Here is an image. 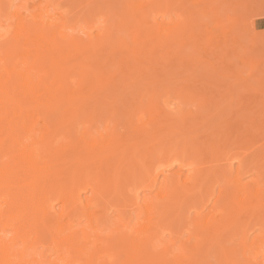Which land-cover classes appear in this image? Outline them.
<instances>
[{
	"label": "bare ground",
	"instance_id": "1",
	"mask_svg": "<svg viewBox=\"0 0 264 264\" xmlns=\"http://www.w3.org/2000/svg\"><path fill=\"white\" fill-rule=\"evenodd\" d=\"M138 1L118 40L100 7L85 41L0 10V264H264V76L228 64L234 27Z\"/></svg>",
	"mask_w": 264,
	"mask_h": 264
},
{
	"label": "rangeland",
	"instance_id": "2",
	"mask_svg": "<svg viewBox=\"0 0 264 264\" xmlns=\"http://www.w3.org/2000/svg\"><path fill=\"white\" fill-rule=\"evenodd\" d=\"M91 1V2H90ZM110 0H0V10H1V13H2V15H5V13L3 14V12L2 11H6V13L8 12V13H10V14H8V16H7V14H6V16L7 17H5V18H3L4 16H2V18H3V21L4 20H6V21H9V19H10V22H12L13 21V19H14V17H13V15L15 16V19H14V24L15 23H17V20H19V18L18 17H20V19L22 18V19H26V17H29L30 18V20H29V18H28V20H29V22H31V21H33L34 19H33V17L32 16H38L39 18L38 19H40V17H42V19L45 17V20H48V22H51V21H53L54 19H56V23H57V25H58V27H61V25L63 24V23H66V24H64V25H62V26H64V27H67V26H69L68 28H70L71 29V31H68V34H70L71 33V35L73 34L74 35V37H80V39H84V41H85V38H83L84 37V35H86V33H87V31H90L89 29H92L91 27H93L94 26V28L97 26H100V24H101V22H106V20H109V22L110 21H112L111 19H109L110 18V15H111V18H113V20L114 19H118L117 20V24L116 23H113V24H115V27L113 26V27H111L112 29H114V28H116V27H118L119 25H121V23H122V25L121 26H124L125 24L123 23V18H125V16L127 17L128 15V11H130V9H131V6H133L134 5V1L135 0H132V2H127L126 4H128V5H126V6H130V9L128 8V11H126L125 9H127V8H125L126 6L124 5V3H125V1H127V0H111L110 2L112 3H110L109 2ZM114 1V2H113ZM117 1V2H116ZM128 1H130V0H128ZM138 0H136V2H137ZM139 1H142V0H139ZM138 1V3L139 4H141L140 2ZM143 1H145V4H147L148 3V1H147V3H146V0H143ZM174 1V0H173ZM177 1V0H176ZM190 1V2H189ZM178 0V2H175V4H173L172 3V1L170 2V3H172V6H173V8L175 7L174 5H177V6H179L180 5V9H179V7H178V10L180 11H177V12H175V9H173V11L176 13V16H175V13H173V11H172V15L170 16H168L169 18H170V20H168L169 18H167V16H166V18H162L161 19V15L160 16H158L157 15V17H156V19H158L159 20V23H161V22H165V20L163 21V19H166L167 21H166V24H172L174 21H178V23L177 24H179V22H181V20H180V18L182 19L183 18V15H185L184 16V18H186L187 19V17H192V21H194V22H196L195 24H197V27L198 28H196L197 30H196V33H197V31L199 32L198 34H200V35H198L201 39L203 38V37H205V38H203V43L204 44H206L207 42H209L210 40V42H212V40H214V38H215V40L214 41H221L223 38H225L224 36H222L223 34H221L222 32L221 31H224V29H225V31H227V30H231L232 28H230V27H234L233 29H232V31L235 29V27H236V29L232 32L231 31V33L233 34V37H236V39H237V42L240 44H238L237 42L235 43V42H233V37H231L230 39V47H233V45H235L236 44V46L235 47H233V48H230L231 49V51H230V56H229V60H228V64H229V62H232L233 63V61L236 63V62H238V64H236V67L234 66V68H233V70L236 68V69H239V71H241L242 73H241V75L243 74V76H245V77H243V76H241V78L243 77V78H246L247 76V74H248V77H249V75H250V77L249 78H252V76H253V78L255 77V81H256V79H259V78H261L262 76H264V58L262 57L263 56V54H264V0H238L239 1V3L237 2V0H220V3H218L219 2V0L217 1V3H216V1L215 0H211V2H209V3H207V1L208 0H192V2H191V0ZM200 1V3H198ZM229 1H232V3H229ZM244 1H246L245 3H244ZM99 2V3H98ZM108 2H109V4H108ZM116 2V3H115ZM135 2V3H136ZM166 3V7H170L171 5H169L168 4V0H166L165 1ZM180 2V3H179ZM196 2V3H195ZM215 2V3H214ZM222 2H223V4H222ZM244 4H243V3ZM113 3H115V4H113ZM118 3V4H117ZM144 3V2H143ZM179 3V4H178ZM195 3V4H194ZM202 3V4H201ZM229 3V4H228ZM235 3H236V6H235ZM252 3V4H251ZM108 4V5H107ZM144 4V5H145ZM183 4H184V7H183ZM196 6H194V5ZM197 4H199V5H197ZM217 5V8H218V10H217V8H216V5ZM225 4V5H224ZM241 4H243V5H241ZM245 4H247L246 6H244ZM14 5H21L22 7H13ZM61 5V6H60ZM89 5V6H88ZM111 5V6H110ZM125 7H124V6ZM143 5V4H142ZM168 5V6H167ZM205 5V6H204ZM212 5H213V9L217 12H215L213 9H212ZM221 5H222V7H221ZM224 5V6H223ZM239 5V6H238ZM63 6V7H62ZM81 6H83V7H81ZM106 8H105V7ZM115 6V7H114ZM195 7V10H194V8L193 7ZM208 6V7H207ZM228 6V7H227ZM230 6V7H229ZM263 6V7H262ZM78 7V8H77ZM97 7H100V8H98V9H101V11H104V12H102V14H104V19H102V18H100V17H103V15H100V12L97 10ZM110 8L109 9V11H110V13H108V9L107 8ZM114 7V8H113ZM119 8V9H122V7L123 8H125L124 10L126 11V13L123 11V9L121 10V12L123 11L125 14H123V12H122V14L120 13V17L119 18H115L114 16L112 17V15H113V9H115V8ZM164 8H165V5L163 6ZM187 7V8H186ZM191 7V8H190ZM211 7V8H210ZM225 7H226V9L227 10H225ZM235 7V8H234ZM62 8V9H61ZM185 10H184V9ZM196 8H197V10H196ZM199 8L201 9V10H199ZM220 8V9H219ZM223 8V9H222ZM94 9V10H93ZM95 9H96V11H98L97 13L100 15V17H99V15H97L96 14V11H95ZM166 9V8H165ZM170 9H171V7H170ZM193 9V10H192ZM204 9H206V11H207V14L205 15V16H203L201 13H202V11L204 10ZM210 9H212L213 10V12L214 13H216V14H214L215 16L213 17L212 15V10H210ZM221 9H222V11H221ZM233 9V10H232ZM248 10V11H246V10ZM13 11L14 12V14H13V12L11 13V11ZM17 11V14L19 15H17V14H15V12ZM63 10V11H62ZM88 10V11H87ZM91 10V11H90ZM167 10H169V8H167ZM230 10V11H229ZM80 11V12H79ZM92 11H94V12H92ZM131 11H132V9H131ZM130 11V12H131ZM171 11V10H170ZM197 11H200V12H196ZM210 13H209V12ZM228 11V12H227ZM232 11V12H231ZM234 11V12H233ZM243 11V12H242ZM39 12H40V14H39ZM41 12H43L42 14H41ZM85 12V13H84ZM87 12H89V13H87ZM92 12V13H91ZM128 12V13H127ZM133 12V11H132ZM185 12V13H184ZM187 12V13H186ZM191 12V13H190ZM194 12V13H193ZM226 12H227V14H226ZM247 12V13H246ZM250 12V13H249ZM254 12V13H253ZM33 15H32V14ZM69 13V14H68ZM91 13V14H90ZM95 13V14H94ZM168 13V12H167ZM178 13V14H177ZM181 13H182V15H181ZM236 13H238V14H236ZM31 14V15H30ZM93 14V15H92ZM157 14V13H156ZM169 14V13H168ZM187 14H188V16H187ZM195 14V16H190V15H194ZM218 14V15H217ZM232 14V15H231ZM236 14V15H235ZM244 14V15H243ZM253 14V15H252ZM258 14V15H257ZM12 15V16H11ZM66 15V16H65ZM72 15H74V16H72ZM85 15V16H84ZM89 15V16H88ZM94 15L95 16H98V17H94ZM129 15L131 16V14L129 13ZM196 15H197V17H196ZM226 15H227V18H226ZM238 15H240L239 17H238ZM18 16V17H17ZM84 16V17H83ZM129 16V17H130ZM179 16H182V17H179ZM211 16V17H210ZM219 18H218V17ZM229 16V17H228ZM233 16V17H232ZM236 16V17H235ZM244 18H243V17ZM71 17V18H70ZM97 20L98 18H100V19H98V23H99V20H100V24L98 25L97 23V25L96 24H94L95 22H96V20H94L95 22H93V20L92 19H94V18ZM107 19H106V18ZM121 17H123V18H121ZM172 17H173V19H172ZM232 17V18H231ZM236 19H235V18ZM258 17V18H257ZM9 18V19H8ZM18 18V19H17ZM52 18H54V19H52ZM70 18V19H69ZM128 18V17H127ZM127 18L125 19V22L127 23V22H129V20H127ZM160 18V19H159ZM174 18H177V19H174ZM184 18H183V20H184ZM212 18H214V19H212ZM226 18V19H225ZM12 19V20H11ZM33 19V20H32ZM120 19V20H119ZM121 19H123V20H121ZM240 19V20H239ZM78 20H79V23H78ZM88 20V21H87ZM90 20L92 21L91 23H88V22H90ZM161 20V21H160ZM173 22H172V21ZM226 20V21H225ZM229 20V21H228ZM233 20V22H231V21ZM250 20V21H249ZM252 20V21H251ZM26 21H27V19H26ZM87 21V23H85ZM122 21V22H121ZM168 21H170L169 23H168ZM204 21V22H203ZM254 21V22H253ZM28 22V23H29ZM108 21L106 22V24H110L111 25V23L113 22H110L109 23ZM114 22H116V20H114ZM200 22V23H199ZM220 22V23H219ZM6 23H9V22H6ZM12 23V24H13ZM32 23V22H31ZM59 23V24H58ZM81 23V24H80ZM175 23V22H174ZM175 23V24H176ZM203 23V25H201ZM206 25H205V24ZM254 23V24H253ZM89 24V25H88ZM165 24V23H164ZM210 24V25H209ZM250 24H252V25H254V27H252ZM66 25V26H65ZM81 25V26H80ZM85 25H86V27H85ZM89 27H88V26ZM102 25V24H101ZM205 25V26H204ZM214 25H216V26H218V27H216L215 28V26ZM229 25H231V26H229ZM233 25V26H232ZM237 25V26H236ZM242 25V27L240 28V26ZM112 26V25H111ZM120 26V27H121ZM199 26H201L200 28H199ZM226 26H228L229 27V29L228 28H226ZM96 27V28H97ZM119 27V28H120ZM205 27V28H204ZM223 27H224V29H223ZM239 28V30L240 29H242L241 31H242V33H241V31H239L238 30V28ZM252 27V28H251ZM67 28V29H68ZM75 28V30H73ZM87 28V29H86ZM93 28V29H94ZM92 29L91 31H92V34H97L98 33V30L97 29ZM212 28V29H211ZM215 28V29H214ZM220 30H219V29ZM254 28V29H253ZM66 29V30H67ZM82 29V30H81ZM122 29V28H121ZM201 29V30H200ZM211 29V30H210ZM216 29H218V30H216ZM223 29V30H222ZM247 29V30H246ZM79 30V31H78ZM86 31L85 32V34H84V32L83 31ZM115 30V29H114ZM113 30V31H114ZM120 29H116L115 30V32H116V35H115V37L117 36V37H120V33L122 34L121 35V37H123V35L124 34H127V35H125V37H127L128 36V34H129V32L127 31V30H123V31H119ZM243 30H245V31H243ZM248 30H249V32H248ZM74 31V32H73ZM119 31V32H118ZM212 31H214V33L212 32ZM259 31V32H258ZM70 32V33H69ZM128 32V33H127ZM220 32V33H219ZM228 32V31H227ZM234 32H236V35H238V36H235L234 35ZM238 32V33H237ZM245 32V34H243ZM66 33H67V31H66ZM81 33H83V34H81ZM117 33H119V34H117ZM211 33V34H210ZM216 33H219V34H216ZM251 33V34H250ZM257 33V34H256ZM115 34V33H114ZM204 34V35H203ZM205 34H206V36H205ZM209 34V35H208ZM214 36H213V35ZM78 35V36H77ZM218 35H219V37H218ZM245 35V36H244ZM88 36V35H87ZM257 38H256V37ZM86 37V36H85ZM94 37H95V35H94ZM116 37V38H117ZM129 37H130V35H129ZM210 38V39H208V38ZM214 37V38H213ZM222 37V38H221ZM239 37L241 38V39H239ZM253 37V38H252ZM93 38V37H92ZM124 38V37H123ZM247 38V39H246ZM251 38V39H250ZM255 38V39H254ZM125 39V38H124ZM126 39H129V38H126ZM206 39V42H204V40ZM257 39V40H256ZM86 40H87V38H86ZM117 40H118V38H117ZM209 40V41H208ZM240 41V42H239ZM254 41V42H253ZM257 41V42H256ZM222 42V41H221ZM243 42V43H242ZM254 43V44H252V43ZM213 43H215V42H213ZM212 43V44H213ZM258 43V44H257ZM204 44H202L201 43V46L199 47V49H196V53L198 52V55H200V56H202L203 57V55H205L204 54V50H203V45ZM233 44V45H232ZM240 47H239V46ZM247 45V46H246ZM251 45V47H249ZM245 46H246V48H245ZM253 46V47H252ZM202 47V48H201ZM247 47H249V48H247ZM243 48V49H242ZM245 48V49H244ZM212 49V48H211ZM211 49H209L208 50V52L210 53V50ZM237 49H238V51H240V52H238L237 51ZM253 49H254V51H253ZM242 50V51H241ZM244 50V51H243ZM249 50V51H248ZM250 50H251V53H249L250 52ZM201 51V52H200ZM237 51V52H236ZM242 52H243V54H242ZM231 53H233V54H231ZM240 53V54H239ZM237 54V55H236ZM244 55H250V57H253L252 58V60H254V61H252V63H251V65H253L254 63H256L257 64V68H256V70H254V68L255 67H253L254 65H256V64H254L253 66H252V68H251V65H249L250 63H248L247 61H246V63H248L247 65H249V66H247V65H245L244 63H242V62H244V61H241L242 59H241V57L240 56H244ZM234 57V58H233ZM260 57H261V59H260ZM236 58V59H235ZM258 58V59H257ZM263 58V59H262ZM234 59V60H233ZM241 59V60H240ZM233 60V61H232ZM260 60V61H259ZM256 61V62H255ZM257 62H259V63H257ZM260 65V66H259ZM241 66L243 67V68H241ZM238 67H240V68H238ZM235 69V70H236ZM250 69H251V71H250ZM261 69V70H260ZM234 70V71H235ZM256 72H254V71ZM229 71V70H228ZM234 71H233V73H234ZM246 72H247V74H246ZM253 74L252 76H251V73ZM262 72V73H261ZM230 73V72H229ZM185 74V73H184ZM260 74V75H259ZM211 75V77H213V76H216V75H214V74H210ZM262 75V76H261ZM210 77V76H209ZM247 77V78H248ZM257 77H259V78H257ZM217 78V77H216ZM248 78V79H249ZM215 79V78H214ZM214 79H212V80H214ZM263 77H262V79H261V81H263ZM188 80V79H187ZM192 81V80H191ZM218 81V80H217ZM232 81V80H231ZM255 81H253V79L251 80L250 79V82L251 83H254L255 84ZM186 82V81H185ZM212 82V81H211ZM213 82H215L216 83V80L215 81H213ZM183 83V82H182ZM215 83H214V85H215ZM219 83V82H218ZM186 85H187V83H185ZM191 84V83H190ZM264 83H262V85H263ZM210 85H212V84H210ZM209 84H208V86L209 87H211ZM216 85H220V84H216ZM182 86V85H181ZM200 86V85H199ZM202 86V85H201ZM205 86V85H204ZM218 86L215 88L214 86V88L215 89H218ZM206 87V86H205ZM221 87V86H220ZM264 87V86H263ZM197 88H200V87H197ZM212 88V87H211ZM214 88H212V89H214ZM204 89V88H203ZM207 89H208V87H207ZM206 89V90H207ZM212 89H210V90H212ZM220 89V88H219ZM222 89V88H221ZM261 90H263L262 88H261ZM261 90H259V91H261ZM188 91V90H187ZM187 91H186V93H187ZM189 91H191V90H189ZM188 91V92H189ZM208 91V90H207ZM214 90H212V92H213ZM206 92V91H205ZM209 92V91H208ZM216 92V91H215ZM201 93L204 95V97L206 96V94H204L203 93V91H201ZM201 93L200 94H198L197 93V95L198 96H200L201 95ZM207 93V92H206ZM214 93V92H213ZM188 94H190V93H187V95ZM203 95H201L200 97H202L203 98ZM262 95H263V93H262ZM172 97H173V93H172ZM175 97V96H174ZM199 97V98H200ZM261 97V96H260ZM202 98H200L199 100H202L203 101V99ZM262 98V97H261ZM173 99H175V98H173ZM197 100V99H196ZM261 100V99H260ZM195 102H197V101H195ZM195 104V103H194ZM193 104V105H194ZM188 106H190V105H186L185 106V108L187 107V108H189ZM194 106H196V105H194ZM191 107V106H190ZM254 107V106H253ZM253 107H251V108H253ZM197 108V107H196ZM192 109H193V106H192ZM191 108H190V110H192ZM195 109V108H194ZM256 109V108H255ZM255 109H254V111H255ZM166 110H167V108H166ZM188 111V110H187ZM263 136V138H264V134H262ZM259 138H261V137H259ZM260 141H262L263 142V140L262 139H259L258 140V138H257V142H260ZM264 143V142H263ZM261 144V143H260ZM234 165H235V167H237L239 164L237 163V162H235L234 163ZM237 165V166H236ZM252 177V175H246V180H250V178ZM250 177V178H249ZM252 179V178H251ZM261 230V229H260ZM260 230L259 229H257V228H255V231H252V233H251V235H252V237H257V238H262L261 240H262V242L264 243V237H262L261 235H262V233L264 234V231L263 232H260ZM250 231V232H251ZM255 233V234H254ZM261 236V237H260ZM264 236V235H263ZM238 242V241H237ZM239 244H240V241H239Z\"/></svg>",
	"mask_w": 264,
	"mask_h": 264
},
{
	"label": "snow or ice",
	"instance_id": "3",
	"mask_svg": "<svg viewBox=\"0 0 264 264\" xmlns=\"http://www.w3.org/2000/svg\"><path fill=\"white\" fill-rule=\"evenodd\" d=\"M13 7H22L21 5H14Z\"/></svg>",
	"mask_w": 264,
	"mask_h": 264
}]
</instances>
